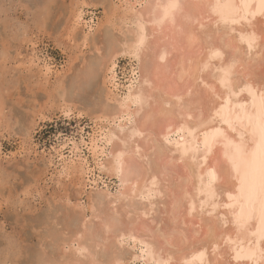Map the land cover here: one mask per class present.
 <instances>
[{
	"label": "bare ground",
	"instance_id": "6f19581e",
	"mask_svg": "<svg viewBox=\"0 0 264 264\" xmlns=\"http://www.w3.org/2000/svg\"><path fill=\"white\" fill-rule=\"evenodd\" d=\"M120 2L121 25L112 27L133 37L117 39L108 62L114 67L123 53L142 68L149 57L150 70L140 76L133 68L123 92L108 89L98 116L105 123L84 144L98 159L117 133L120 146L103 165L113 175L122 170L129 142L133 157L117 195L89 199V213L80 205L63 221L61 235L47 222L57 248H40L34 263L128 264L125 253L114 250L104 263V251L133 240L143 246L132 258L145 264H264V0H155L147 14L136 9L143 0ZM148 23L160 32L170 26L171 40L165 35L152 44L155 29ZM110 70L117 89V73ZM132 113L136 121L125 135L110 128L132 120ZM141 138L152 150L146 162L136 142ZM69 144L54 147L55 153L65 158L70 148L75 172L89 177L81 146ZM105 202L112 209L103 218L95 204ZM124 216L136 218L131 230L120 229ZM142 217H160L157 245L147 239L156 231Z\"/></svg>",
	"mask_w": 264,
	"mask_h": 264
},
{
	"label": "rangeland",
	"instance_id": "374dc122",
	"mask_svg": "<svg viewBox=\"0 0 264 264\" xmlns=\"http://www.w3.org/2000/svg\"><path fill=\"white\" fill-rule=\"evenodd\" d=\"M154 2L143 0L136 9L147 14ZM120 3V0H0V264H37L34 259L37 260L39 251L48 248L51 253L57 248L48 227L61 235L69 213H79L83 206L89 213V199L95 203L99 193L107 192L111 197L119 193L122 173L133 157L134 143H128L133 147L122 155L120 173L113 175L103 170V165L120 146L117 133L98 159L84 140L90 141L105 123L98 118L105 94L110 89L123 92L133 68L140 76L150 70L149 57L142 68L137 58L123 53L115 59L114 67L108 62L114 42L131 41L133 37L131 33L118 31L117 26L112 27L114 22L121 25L116 18L122 10ZM123 27L127 29L126 25ZM148 27L155 29L152 23ZM171 30L168 25L163 32L155 29L150 42L153 44L159 37L170 41ZM170 61L171 58L164 67L168 63L171 66ZM112 68L118 76L117 89L109 82ZM64 95L66 100L62 98ZM135 121L132 113V120L123 126L113 123L110 128L125 135ZM72 141L81 146L80 153L87 157L91 178L83 179L75 172L68 158L72 155L70 148L65 149V158L55 153L54 147L61 143L72 146ZM136 142L146 162L152 150L143 138ZM105 203L101 208L95 204L97 214L103 218L112 209ZM122 211L120 207L119 212ZM99 220L95 219L91 225L95 228ZM143 221L155 229L156 236L147 239L157 245L163 235L160 217H144ZM135 225V217L124 216L120 229L128 231ZM71 232L76 237V230ZM142 246L133 240L118 244L104 251V263L110 262L109 255L114 250L125 253L128 264H145L143 259L132 258L134 253L141 252Z\"/></svg>",
	"mask_w": 264,
	"mask_h": 264
}]
</instances>
